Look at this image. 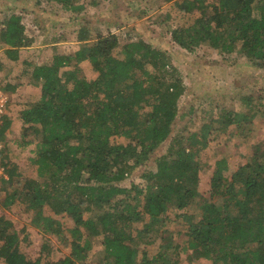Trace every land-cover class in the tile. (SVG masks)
Here are the masks:
<instances>
[{
  "label": "trees",
  "instance_id": "1",
  "mask_svg": "<svg viewBox=\"0 0 264 264\" xmlns=\"http://www.w3.org/2000/svg\"><path fill=\"white\" fill-rule=\"evenodd\" d=\"M163 1L175 3L185 14L201 12L192 25L172 30L179 47L195 53L208 45L220 55L238 50L252 67L264 70V0ZM48 2L70 11L85 8L81 0ZM89 34L81 28L80 48L73 54L55 53L50 63H27L41 98L20 118L23 136L36 140L31 164L42 181L23 178L6 150L1 161L8 176L2 182L10 190L0 208L24 205L35 229L65 243L69 240L55 217H72L71 253L58 261L29 260L21 251V232L26 230L20 232L3 219L0 264H83L97 238L104 247L98 264H138V249L158 245V239L159 252L143 264H179L180 254L190 250L210 264H264V143H257L249 162L230 177L228 161H216L205 198L199 186L208 142L198 133L184 135L175 124L179 101L187 93L181 71L166 51L143 40L126 44L121 57L114 54L120 47L116 35L99 33L89 45ZM0 43L10 61L32 46L23 16L13 14L1 23ZM84 62L97 73L95 79L81 75ZM4 68L0 61V72ZM221 118L222 130L242 128L246 120L244 114L228 112ZM9 126L7 120L1 141ZM165 142H170L167 153L156 159L155 171L143 173L144 186H121ZM198 200L202 216L194 222L190 206ZM170 221L186 223L177 232L188 237L183 246H175L164 230ZM140 222L146 223L133 235V225ZM42 250L49 255L50 245Z\"/></svg>",
  "mask_w": 264,
  "mask_h": 264
},
{
  "label": "rangeland",
  "instance_id": "2",
  "mask_svg": "<svg viewBox=\"0 0 264 264\" xmlns=\"http://www.w3.org/2000/svg\"><path fill=\"white\" fill-rule=\"evenodd\" d=\"M81 2L85 6L82 12L70 11L66 14L61 5L50 3L48 0H0V29L1 23L17 12L18 15L23 14V24L28 30V35L37 36L38 29L33 31L34 19L30 16L37 11L43 18L38 25L42 27L40 28L42 42L46 36L56 37L59 41H66L63 46L70 45L65 49L66 51L70 49L72 54L76 52L75 49L80 48L78 34L83 27L88 28L90 32L89 45L99 33L110 31L116 35L120 47L114 51V54L121 57L122 48L126 44L140 40L166 51L172 64L181 71L183 82L187 87V93L181 97L178 104L176 127H181L186 136L198 133L208 142V147L202 155L203 169L200 173L199 186L201 194L208 198L216 161L221 159L228 161L229 172L226 176L230 177L240 166L249 162L254 146L257 143H264V70L252 67L238 50L231 54L220 55L208 45L198 48L195 53L179 47L172 39V30L192 25L201 16V12L185 14L180 12L175 3H166L163 0H81ZM68 21H73L71 26ZM4 50V46L0 43V61L5 66V72H0V87L8 96L9 113L0 124V132L3 125L7 124V120L10 121V126L3 134V141L0 140L2 146L0 167H3L2 153L6 150L23 178L42 181L38 178L37 166L31 164L36 140L30 134L23 136L20 113L34 104L33 101L41 95V87L33 84L32 70L27 63H50L55 53L46 56L44 52V56H40L41 53H32L24 49L19 55V60L10 61ZM80 70L81 75L89 80L97 77L89 62L82 63ZM9 86L16 87V90L6 91ZM23 88L24 90L29 88L30 92L23 91ZM26 95H29V98ZM227 112L231 115L244 114L245 125L239 129L235 125L226 126L222 130L221 116ZM116 141L128 143L124 138H117ZM169 145L170 142L163 143L150 161L137 168L121 186L131 187L135 184L142 188L145 182L143 173L147 170H156V159L167 153ZM4 180H8V176L0 177V204L10 190L8 185L3 184ZM215 201L221 203V200ZM201 204L202 200H198L190 206V214L193 215L194 222L201 219ZM55 218L62 223L68 243L59 242L55 237L35 229L31 225L32 212L24 205L17 203L10 208H0V220H11L20 232L26 230L21 232V251L32 261L38 259L42 262L58 261L70 255L69 243L72 240L70 231L75 227V223L68 215ZM145 223L134 224L133 235L142 230ZM184 226L186 223L183 225L170 221L164 227V230L172 236L175 246H183L188 241L185 234L177 235L178 231L185 230ZM45 243L50 245L49 255L43 253L42 248ZM160 243L161 239H158V245H147L138 249V264H143L147 258H153L159 252ZM192 254L194 257L191 260L188 256ZM103 256L102 238H97L83 264H98ZM195 257H198L196 251L181 253L178 257L179 264H210L207 260Z\"/></svg>",
  "mask_w": 264,
  "mask_h": 264
},
{
  "label": "crops",
  "instance_id": "3",
  "mask_svg": "<svg viewBox=\"0 0 264 264\" xmlns=\"http://www.w3.org/2000/svg\"><path fill=\"white\" fill-rule=\"evenodd\" d=\"M16 7V6H15ZM62 9H63V12H65L66 14L68 13V12H70V10H66V9H64L63 7H61ZM26 13V12H25ZM24 13V15H27V14H25ZM14 14H17L18 15V13L17 12H15ZM20 15L22 16L23 14H21L20 13ZM30 15V14H29ZM30 16H32L33 17V31H35L36 30V28L38 29V31L36 32V33H38L39 32V35L37 34V36H33V35H28V33H27V35L32 39V41H33V43H32V46L31 47H29V48H27V49H25V50H30L32 53L34 52H36L37 54H40L41 53V55L40 56H44V52H45V54H46V56H48V55H54V53H57V54H61V55H67V54H72V52H71V50L69 49L68 51H66V49L65 48H69L68 46H70V45H67V46H63V44H65L64 42H66V41H59V39L58 38H56V37H53V38H49L48 36H46L45 38H44V42H42V39H41V36H42V33H40L41 32V29L40 28H42L41 26H38L39 25V21H40V19H43V18H41L40 17V13L39 12H33V13H31V15ZM27 18H29L30 19V17H28V16H26ZM50 18H51V16H49ZM69 22V24H70V26H71V24H72V22L73 21H68ZM26 27V26H25ZM44 27H46V23L43 25V31L45 32L46 31V29L44 28ZM26 31L28 32V30L26 29ZM55 39H57L58 41H56ZM77 44H78V42H77ZM63 46V47H62ZM79 48V47H78ZM78 49H75V51H77ZM23 51H21L20 53H22ZM39 56V57H40ZM45 56V57H46ZM22 56H20V58H21ZM52 58H53V56H52ZM40 59V58H39ZM53 60V59H52ZM24 63H26V61H24ZM37 89V88H36ZM41 89V88H40ZM17 90H18V88H17ZM19 90H20V88H19ZM23 91H27V92H30V90H29V88L28 89H25L24 90V88H23ZM37 91H38V89H37ZM38 93V92H37ZM27 96V98H29V95H26ZM40 98H41V95H39V97L37 98V100H35V101H33V102H38L39 100H40Z\"/></svg>",
  "mask_w": 264,
  "mask_h": 264
},
{
  "label": "built area",
  "instance_id": "4",
  "mask_svg": "<svg viewBox=\"0 0 264 264\" xmlns=\"http://www.w3.org/2000/svg\"><path fill=\"white\" fill-rule=\"evenodd\" d=\"M8 96L4 93V90L0 87V124L3 122L4 117L8 115L9 113V105H8ZM2 149L1 143H0V151ZM0 177L7 178V175L5 173V169L3 167H0Z\"/></svg>",
  "mask_w": 264,
  "mask_h": 264
}]
</instances>
